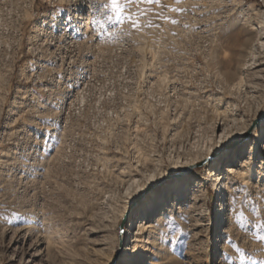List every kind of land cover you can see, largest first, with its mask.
Wrapping results in <instances>:
<instances>
[{
	"label": "rangeland",
	"instance_id": "374dc122",
	"mask_svg": "<svg viewBox=\"0 0 264 264\" xmlns=\"http://www.w3.org/2000/svg\"><path fill=\"white\" fill-rule=\"evenodd\" d=\"M108 2L0 0V264H124L130 217L142 264H264V0L137 2L138 28ZM223 132V196L194 181L141 212L162 174L215 169Z\"/></svg>",
	"mask_w": 264,
	"mask_h": 264
},
{
	"label": "snow or ice",
	"instance_id": "6c2138e0",
	"mask_svg": "<svg viewBox=\"0 0 264 264\" xmlns=\"http://www.w3.org/2000/svg\"><path fill=\"white\" fill-rule=\"evenodd\" d=\"M83 2V0H81ZM137 2H145L148 4L152 3H158L159 0H109V2L105 5H103L104 8L110 9L111 14L109 15V20L114 21L117 24L123 23L125 20H127L133 28L140 27L139 18H133V14L131 12L126 13L125 8L133 3ZM179 2V0H177ZM175 22V21H174ZM45 133H41L38 138L42 139L44 136H46ZM264 135V133H262ZM249 136H251V132H249ZM40 150L42 151V146H40ZM235 151V146L232 144L231 141L225 142L223 138H221V141L219 144L215 146V153L221 158L224 159L230 155H232ZM245 156L249 155L247 151V145L244 146ZM251 155L255 156V153H251ZM212 157H209L206 159L205 163L208 162V160H211ZM264 160V156L256 157V159L253 162V167H255L257 164H260L261 161ZM231 169H229L227 172L224 170L223 166L219 169L218 176L223 177L227 179L230 175ZM194 181H201L205 185L211 184L212 180L211 178L208 180H204L200 176H195L191 171H169L167 173L162 174L156 184L151 185L146 190H139V194L137 196V199L142 202L143 207L141 208V212L147 210L150 208L153 203L155 202V199L158 197L159 193L155 190L157 188H162L166 191H172V192H181L185 188L190 187ZM218 185H214L216 187ZM231 211V209H229ZM243 220L242 214L240 216H237V222H241ZM227 239V237H225ZM126 259L124 261V264H139V261L137 259L138 253L136 252H128L125 253Z\"/></svg>",
	"mask_w": 264,
	"mask_h": 264
},
{
	"label": "bare ground",
	"instance_id": "6f19581e",
	"mask_svg": "<svg viewBox=\"0 0 264 264\" xmlns=\"http://www.w3.org/2000/svg\"><path fill=\"white\" fill-rule=\"evenodd\" d=\"M76 19L78 18L77 17V15H76V17H75ZM260 22L261 24H262V19L261 18H258L255 22ZM261 33L264 35V27L263 28H261ZM260 37H261V34H260ZM263 38H264V36H263ZM259 42V41H258ZM66 43V42H65ZM259 45L260 46H264V41H262V42H259ZM237 86V85H236ZM234 88H235V86H233ZM234 88H232V89H234ZM239 89V88H238ZM229 91H230V89H229ZM218 102V101H217ZM216 105V104H215ZM218 105H221V103L219 102L218 103ZM222 105H223V103H222ZM221 105V106H222ZM220 106V107H221ZM236 106V105H235ZM218 107V106H217ZM231 107H234V106H231ZM238 109H237V107H236V111H237ZM234 111V110H233ZM235 112V111H234ZM264 133V132H263ZM224 137V132H223V134L221 133L220 134V136H219V138L221 139V138H223ZM256 140H257V142H262L263 140H264V135H262V133H257L256 134ZM238 152H240V150H238ZM207 158H209V157H204L203 158V160L202 161H206V159ZM230 158V156H228V157H226V158H224V159H219V162L218 161H216V163H215V169H212V170H210L208 173H207V175L205 176V177H202L204 180H208V179H210L211 178V180H212V183L211 184H209V185H211L212 186V188H213V190L215 191V192H217L218 194H220V196H223V195H221V193H222V191H223V189H224V185H225V180H227V179H225V178H223V177H219L218 176V172H219V166L220 165H222V164H226L227 163V160ZM195 164H190V165H188V166H186L185 168L187 169V171H190L189 170V168L190 167H193ZM230 165H234V163H230ZM213 166V163H212V161H208L207 163H206V168L207 169H209V168H212V167H214ZM231 169V172H230V175H229V177H231V176H235V175H237V174H239V171H237L235 168H230ZM229 170V169H228ZM227 170V171H228ZM226 171V172H227ZM214 185H218V186H216V187H214ZM192 186V185H191ZM190 186V187H191ZM189 188V187H188ZM184 191V190H183ZM183 191H181L180 193H183ZM228 192H229V190H228ZM167 194V191H165V193H163V194H159L158 195V197L156 198L157 200L159 199V198H161V197H165V195ZM224 199H221V204H219L218 205V209H219V211H218V214L220 215V221L222 222L223 221V214H224V205L222 204V201H223ZM155 202H156V200H155ZM154 202V203H155ZM153 203V204H154ZM149 210H152V206L149 208ZM129 213V211H128V209L125 211V213L123 214V216L122 217H125V215L126 214H128ZM163 216H166V213H164L163 214ZM150 220V219H149ZM149 220L147 221V222H145L144 220H141L140 218L138 219H134L133 220V218L132 217H130V220L126 223V229H125V232H126V234H125V236H124V238L122 239V241H121V239H120V241L121 242H123L124 241V247H126L127 248V246H128V244H132L133 243V252H136V250L138 249V245H137V243L138 242H142V241H145V240H147V237H146V233L149 231V229H148V227H147V225H148V223H149ZM151 234V233H150ZM120 241H119V245H120ZM141 248H142V246H141ZM142 250L145 252L147 249H146V247H144V248H142ZM125 252H127V249L125 250ZM125 259L126 258H124L123 259V261H125ZM139 261V264H142V263H144V261H143V259H139L138 260Z\"/></svg>",
	"mask_w": 264,
	"mask_h": 264
}]
</instances>
